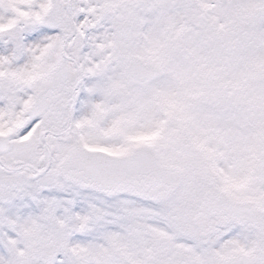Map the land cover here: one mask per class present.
Returning <instances> with one entry per match:
<instances>
[{
  "label": "snow or ice",
  "instance_id": "obj_1",
  "mask_svg": "<svg viewBox=\"0 0 264 264\" xmlns=\"http://www.w3.org/2000/svg\"><path fill=\"white\" fill-rule=\"evenodd\" d=\"M0 264H264V0H0Z\"/></svg>",
  "mask_w": 264,
  "mask_h": 264
}]
</instances>
